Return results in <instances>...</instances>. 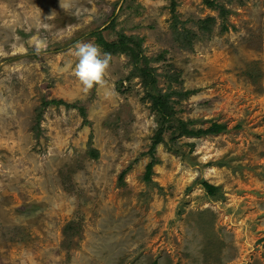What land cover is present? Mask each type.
<instances>
[{"label":"rangeland","instance_id":"rangeland-1","mask_svg":"<svg viewBox=\"0 0 264 264\" xmlns=\"http://www.w3.org/2000/svg\"><path fill=\"white\" fill-rule=\"evenodd\" d=\"M65 6L0 0V264H264V0ZM99 36L123 45L84 93L70 50ZM138 68L174 122L225 127L165 132L148 182Z\"/></svg>","mask_w":264,"mask_h":264},{"label":"trees","instance_id":"trees-1","mask_svg":"<svg viewBox=\"0 0 264 264\" xmlns=\"http://www.w3.org/2000/svg\"><path fill=\"white\" fill-rule=\"evenodd\" d=\"M207 4L212 5L211 2H207ZM97 42L100 47L104 49L105 52H114L122 47L118 43L107 42L101 36L97 37ZM138 75L144 83L145 87L149 88L152 93L149 94V98L152 102L153 109L157 113V130L155 131L154 136L152 137V143L149 147L147 154L150 156V162L145 167L144 180L150 181V176L152 173V167L156 164L154 154L156 151V147L163 143V134L167 131H170L171 135H176V137L181 136H202V135H217L225 130V127L222 124L212 123L206 129H199L197 131L189 130L188 124L182 121H175L177 124L175 125L173 119V108L169 102V94H161L156 88V79L151 70L148 68H138ZM173 137V136H171ZM175 140V139H174ZM95 154H93L94 156ZM202 186L209 194H214L216 188L211 186L210 184L203 182Z\"/></svg>","mask_w":264,"mask_h":264},{"label":"clouds","instance_id":"clouds-1","mask_svg":"<svg viewBox=\"0 0 264 264\" xmlns=\"http://www.w3.org/2000/svg\"><path fill=\"white\" fill-rule=\"evenodd\" d=\"M60 4L65 11H69L65 6V0H60ZM35 51L37 55L41 53L39 47ZM70 52L76 59L72 75L77 79L84 93H88L94 87L102 88L106 85V76L112 60L111 54L102 52L100 47L92 42H77Z\"/></svg>","mask_w":264,"mask_h":264}]
</instances>
